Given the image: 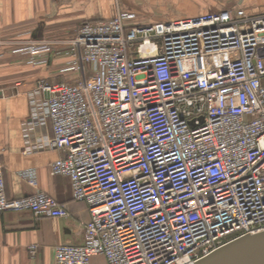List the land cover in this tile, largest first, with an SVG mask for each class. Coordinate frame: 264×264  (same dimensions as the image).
Returning a JSON list of instances; mask_svg holds the SVG:
<instances>
[{
	"label": "built area",
	"instance_id": "1",
	"mask_svg": "<svg viewBox=\"0 0 264 264\" xmlns=\"http://www.w3.org/2000/svg\"><path fill=\"white\" fill-rule=\"evenodd\" d=\"M66 45L58 72L78 77L30 94L53 132L34 149L61 152L49 174L88 213L82 244L55 246L54 264H197L264 231V13L141 24L117 10ZM53 46L29 40L9 55L46 65ZM18 175L36 184L34 170ZM20 212L68 216L41 191L8 199L0 163V215Z\"/></svg>",
	"mask_w": 264,
	"mask_h": 264
},
{
	"label": "crops",
	"instance_id": "2",
	"mask_svg": "<svg viewBox=\"0 0 264 264\" xmlns=\"http://www.w3.org/2000/svg\"><path fill=\"white\" fill-rule=\"evenodd\" d=\"M241 8L249 15L264 13V0H0V163L3 165L5 195L18 200L41 191L66 208V218L35 217L29 212L0 215V264H54V247L80 245L88 220L86 205L75 202L70 181L51 176L49 165L61 157L57 150L34 149L53 138L49 120L40 114L30 94L37 84H61L78 75L59 73L66 63L57 51L83 23L107 21L115 12H127L141 24L169 23L200 17L226 9ZM47 40L54 44L48 64L29 66L25 57H12L15 44ZM89 65L83 71H89ZM42 95L39 99H43ZM26 137L28 138L26 140ZM31 146V152L26 147ZM34 170L36 184L20 178V172ZM30 245L36 246L34 256Z\"/></svg>",
	"mask_w": 264,
	"mask_h": 264
},
{
	"label": "water",
	"instance_id": "3",
	"mask_svg": "<svg viewBox=\"0 0 264 264\" xmlns=\"http://www.w3.org/2000/svg\"><path fill=\"white\" fill-rule=\"evenodd\" d=\"M197 264H264V231L237 239Z\"/></svg>",
	"mask_w": 264,
	"mask_h": 264
},
{
	"label": "rangeland",
	"instance_id": "4",
	"mask_svg": "<svg viewBox=\"0 0 264 264\" xmlns=\"http://www.w3.org/2000/svg\"><path fill=\"white\" fill-rule=\"evenodd\" d=\"M90 264H105V260L102 257L92 258Z\"/></svg>",
	"mask_w": 264,
	"mask_h": 264
}]
</instances>
